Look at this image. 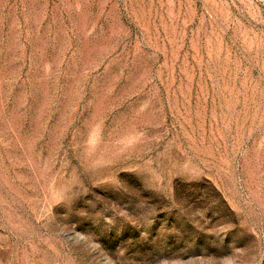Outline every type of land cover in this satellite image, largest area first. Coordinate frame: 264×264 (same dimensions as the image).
<instances>
[{"label": "rangeland", "instance_id": "rangeland-1", "mask_svg": "<svg viewBox=\"0 0 264 264\" xmlns=\"http://www.w3.org/2000/svg\"><path fill=\"white\" fill-rule=\"evenodd\" d=\"M0 264H264V0H0Z\"/></svg>", "mask_w": 264, "mask_h": 264}]
</instances>
